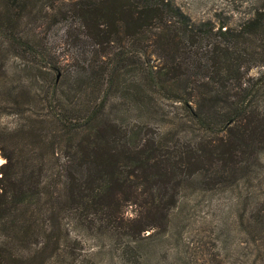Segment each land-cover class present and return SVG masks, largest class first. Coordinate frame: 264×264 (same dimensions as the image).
<instances>
[{
    "label": "trees",
    "instance_id": "16d2710c",
    "mask_svg": "<svg viewBox=\"0 0 264 264\" xmlns=\"http://www.w3.org/2000/svg\"><path fill=\"white\" fill-rule=\"evenodd\" d=\"M60 22L81 50L75 69L57 59L25 63V78L0 69V94L29 110L32 141L18 156L0 142V264H97L81 238L95 215L127 237L121 257L139 264L184 186L232 187L261 169L264 110L260 88H249L264 76V6L232 25L194 20L176 0H0V34L26 53L40 55L38 35ZM252 36L259 46L247 45ZM241 194V220L264 237V196L255 207L249 189Z\"/></svg>",
    "mask_w": 264,
    "mask_h": 264
},
{
    "label": "rangeland",
    "instance_id": "374dc122",
    "mask_svg": "<svg viewBox=\"0 0 264 264\" xmlns=\"http://www.w3.org/2000/svg\"><path fill=\"white\" fill-rule=\"evenodd\" d=\"M176 2L194 20L223 17L228 18L232 25H237L264 6V0H176ZM65 27L66 24L60 22L42 35H38L36 42L40 44L39 48L42 50L40 55L26 53L14 45L15 43L10 44L11 40L8 37L0 34L1 71L11 75L14 69L19 70L20 72H17L20 73L19 78H25L27 74L33 73L28 72L32 68L21 72L25 63L36 65L42 61L43 64H47L53 63L55 59L65 69H75L73 58L81 54V50L80 47L66 41ZM249 42L248 46L260 45L255 36H252ZM257 59L261 61L264 57L257 56ZM262 69L261 65L254 66L246 77L257 75ZM126 77L131 79L133 76L127 74ZM257 88L260 90L254 94L255 105L264 110V76L251 81L249 89ZM159 99L166 104L163 97L160 96ZM31 104L36 107L34 101ZM27 105L25 109L31 107ZM164 107L172 109L169 103ZM19 109L13 106L11 99L0 94V142L5 151L14 150L16 156L19 150L27 151L26 145H31L29 142H32L26 138L22 128L29 124L27 116L30 112ZM15 110L21 111L22 114ZM128 115L127 120L133 121V113L129 112ZM156 119L153 118L150 124L158 129ZM45 150L46 157L51 156V147H46ZM35 154H39V151ZM5 161L6 158L0 150V175ZM260 166L258 175L252 181L240 182L232 187L207 190L195 182L184 186L178 205L171 210L168 227L158 231L152 239L145 240L148 243L143 250L144 259L139 264H264V237L259 235L261 228L257 226V234L252 233L249 224L239 216L245 203L242 191L249 189L253 193L256 202H251V205L258 203L257 201L264 196V158ZM3 169L9 171L11 166H5ZM258 206L260 205H255ZM122 208L127 217H132L137 209L135 204L128 203ZM96 218V215L92 216L90 221L96 224L97 229L86 230L81 234L84 251L92 255L97 264H132L125 257H121V251L127 244V237L122 233H114L112 228H107L109 225L100 229V219ZM260 250L263 251L262 254ZM133 262L135 263L134 259Z\"/></svg>",
    "mask_w": 264,
    "mask_h": 264
}]
</instances>
